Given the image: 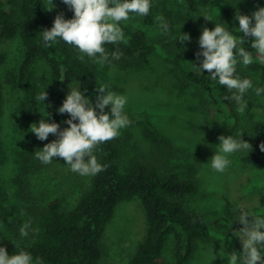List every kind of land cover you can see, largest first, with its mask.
Returning <instances> with one entry per match:
<instances>
[{"label":"trees","instance_id":"trees-1","mask_svg":"<svg viewBox=\"0 0 264 264\" xmlns=\"http://www.w3.org/2000/svg\"><path fill=\"white\" fill-rule=\"evenodd\" d=\"M185 2L191 8L209 9L229 3L228 0ZM151 4L150 13L156 9L157 0H151ZM44 5L54 8L47 11ZM261 7H264V0H232L226 18L220 24L235 35L244 37V43L238 46L251 51L254 57L253 64L248 67L238 63L236 75L252 80L254 87L264 88V64L256 60L255 49L251 47L254 38L237 32L239 21L234 18L237 11L252 16ZM59 14H63L65 19H72L74 10L63 0H53L52 4H49V0H0V43L4 39H21L24 46L21 75L22 79L31 80L29 95L32 109L33 103L37 102L35 97L46 90L47 98L41 102L44 116L48 122L58 123L63 130L69 127L66 121L70 115L61 114L57 109L62 106L70 88L80 87L94 106L96 89L100 84L90 58L85 55L84 60L79 59L81 53L74 46L58 38L56 43L44 47L43 31L53 27ZM120 27L124 32V40L119 44H105L109 54L119 49L123 59L149 63L159 46H163L173 55L177 76L196 87L208 111L215 109L211 125L214 135L220 137L245 130L252 151L244 154L243 158L245 162L264 170V151L260 149V144L264 143V101L260 96L264 94L256 96L254 91L249 90L244 96L248 107L244 114H240L236 111V103L225 99L226 94L230 95L227 86L219 85L206 70L203 72L197 67L204 59L203 56L197 59V52L202 51L199 39L191 45L181 44L178 37L168 38L167 34L152 36L144 27H134L128 21L121 22ZM41 59L46 61L49 68L48 79L41 80L43 84L35 80L32 72L35 63ZM5 61L6 54L0 47V66ZM1 108L0 97V119ZM105 111L110 113L111 106H107ZM123 111L127 115V111ZM31 116L28 115V122ZM243 118H246V127ZM58 138V135L49 134L47 140L37 138L33 143L31 157L35 171L41 172L48 165L38 160L35 152ZM94 154L105 170L89 176L81 185L76 199L70 202L66 197L56 196L46 204L41 205L37 201L28 203L26 211L32 228L27 237L20 235L19 240L10 242L11 255L21 250L27 251L33 258V264L37 261L39 264H100L106 250L105 234L117 206L139 198L146 211L147 229L131 255L129 264H163L164 249L172 235L176 241L177 264H186L194 253L196 240L208 238L212 230L206 216L190 207L187 201L189 196L200 192L198 178L177 170L171 164L170 153L161 146L150 152L137 153L123 163L122 147L115 138L99 145ZM4 237L0 230V246Z\"/></svg>","mask_w":264,"mask_h":264},{"label":"rangeland","instance_id":"rangeland-1","mask_svg":"<svg viewBox=\"0 0 264 264\" xmlns=\"http://www.w3.org/2000/svg\"><path fill=\"white\" fill-rule=\"evenodd\" d=\"M228 2L209 9L191 8L185 0H157L156 9L147 17L134 16L128 23L144 27L155 36L163 34L154 19L162 16L171 26L168 38L187 33L191 39L184 43L191 45L200 38L204 28L214 29L215 22L220 24L226 18L232 0ZM205 13L212 20L202 15ZM0 47L6 54V61L0 66V230L5 235L0 247H5L11 256L10 242L20 239L19 229L28 222V203L37 201L42 205L56 196L66 197L71 202L89 176L72 172L59 157H54L41 172L35 171L31 148L37 137L29 129L33 123L38 125L42 117L46 120L47 117L41 102L33 103L32 109L31 80L22 79L21 75L24 59L21 39H4ZM90 60L98 73L99 84L127 99L124 109L131 124L121 129L117 137L123 163L137 153L161 146L170 153L171 164L177 170L184 175H195L200 182V192L189 196L187 201L190 207L206 216L212 230L208 238L196 240L194 253L186 264H228V255L243 252L242 241L234 235L244 226L238 219L240 210L264 216V170L245 162L243 157L247 152L244 151L229 156L231 163L225 172L211 168V157L220 143L211 127L216 111H208L196 87L177 76L173 55L163 46H159L149 63L122 57L110 59V63L104 65ZM48 71L42 59L32 70L40 84L44 83L42 79H48ZM260 98L264 101V96ZM29 114L32 116L28 122ZM242 122L246 127V118ZM242 132L246 140L245 130L229 135L239 138ZM146 229L142 201L135 198L120 203L105 234L106 250L100 264H129ZM175 246L172 235L164 249L163 264H177Z\"/></svg>","mask_w":264,"mask_h":264},{"label":"clouds","instance_id":"clouds-1","mask_svg":"<svg viewBox=\"0 0 264 264\" xmlns=\"http://www.w3.org/2000/svg\"><path fill=\"white\" fill-rule=\"evenodd\" d=\"M68 7L74 10L72 19H65L63 14L56 16L54 25L50 30L44 29L42 39L44 47L56 43L58 38L66 44L76 47L81 55L92 58L95 63L104 65L111 60H119L122 53L117 49L111 55L106 51L105 44H119L124 40L121 22H127L136 16L147 17L152 7L151 0H63ZM53 0H49L52 4ZM45 10L51 11L54 7L44 5ZM207 20H212L208 14H202ZM235 19L239 21L237 32L246 37L254 38L251 47L255 49L256 60L264 64V7L255 11L252 16L243 15L237 11ZM163 34L170 30V24L162 16L154 18ZM253 20L255 23H253ZM191 39L190 35L183 33L177 38L183 44ZM244 43V37L237 36L227 30L223 25L217 24L214 29L204 28L199 38L202 51L197 52V59L203 56V62L197 67L210 74L213 81L219 85L227 86L226 100L234 101L236 111L244 114L247 103L245 94L252 90L256 96L264 94V88L254 87L252 80L240 78L236 75L237 64L244 67L253 64L254 57L251 51L238 45ZM239 58V60H238ZM62 106L57 109L61 114L68 113L70 118L66 121L69 127L60 129L55 122L41 119L39 124L33 123L29 131L33 132L39 140H47L49 134L58 135V139L45 144L35 157L44 164H50L54 157L66 161L70 170L81 176H95L105 170L94 154L98 146L117 138L120 130L131 124L129 117L124 113L127 103L126 97L108 91L107 86L100 84L96 89V100L89 102L80 87L70 88ZM105 90H107L105 94ZM47 91L39 93L35 99L44 102ZM111 106V111L105 108ZM99 109V113L97 112ZM49 116V115H48ZM78 120V123L76 122ZM234 135H221L220 143L214 156L211 157V168L223 173L229 167V156L238 152H251L252 144ZM264 151V143L260 144ZM249 216L252 217L249 220ZM244 225L234 235L240 238L243 244L242 253L228 255V264H264V216L250 215L240 210L238 217ZM31 221L25 222L19 229L22 237H27L31 230ZM16 245V244H15ZM18 245H16V248ZM0 264H33V258L27 251L21 250L9 255L5 247H0ZM39 264V261L36 262Z\"/></svg>","mask_w":264,"mask_h":264}]
</instances>
